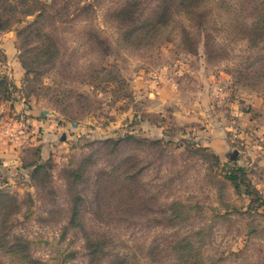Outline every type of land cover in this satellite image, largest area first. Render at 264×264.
I'll return each instance as SVG.
<instances>
[{"label": "rangeland", "instance_id": "374dc122", "mask_svg": "<svg viewBox=\"0 0 264 264\" xmlns=\"http://www.w3.org/2000/svg\"><path fill=\"white\" fill-rule=\"evenodd\" d=\"M0 264H264V0H0Z\"/></svg>", "mask_w": 264, "mask_h": 264}, {"label": "water", "instance_id": "95a60500", "mask_svg": "<svg viewBox=\"0 0 264 264\" xmlns=\"http://www.w3.org/2000/svg\"><path fill=\"white\" fill-rule=\"evenodd\" d=\"M42 117H45V113L44 112L42 113Z\"/></svg>", "mask_w": 264, "mask_h": 264}]
</instances>
